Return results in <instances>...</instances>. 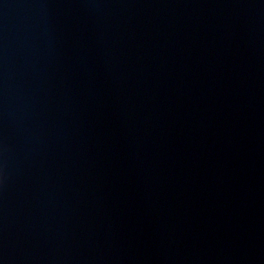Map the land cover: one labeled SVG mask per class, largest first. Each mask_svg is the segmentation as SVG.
Returning a JSON list of instances; mask_svg holds the SVG:
<instances>
[{
  "label": "water",
  "instance_id": "water-1",
  "mask_svg": "<svg viewBox=\"0 0 264 264\" xmlns=\"http://www.w3.org/2000/svg\"><path fill=\"white\" fill-rule=\"evenodd\" d=\"M0 264H264V0H0Z\"/></svg>",
  "mask_w": 264,
  "mask_h": 264
}]
</instances>
